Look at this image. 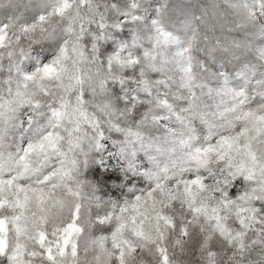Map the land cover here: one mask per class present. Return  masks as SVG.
I'll use <instances>...</instances> for the list:
<instances>
[{
	"label": "clouds",
	"instance_id": "clouds-1",
	"mask_svg": "<svg viewBox=\"0 0 264 264\" xmlns=\"http://www.w3.org/2000/svg\"><path fill=\"white\" fill-rule=\"evenodd\" d=\"M0 264H264V0H0Z\"/></svg>",
	"mask_w": 264,
	"mask_h": 264
}]
</instances>
